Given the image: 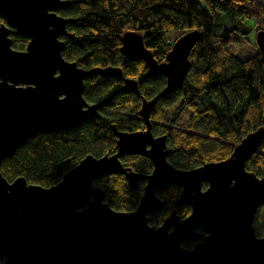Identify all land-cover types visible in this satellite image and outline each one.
<instances>
[{
  "label": "water",
  "instance_id": "95a60500",
  "mask_svg": "<svg viewBox=\"0 0 264 264\" xmlns=\"http://www.w3.org/2000/svg\"><path fill=\"white\" fill-rule=\"evenodd\" d=\"M68 4L0 0L5 21L0 24V168L36 135L73 129L99 117L104 103L90 105L83 97L87 77L119 78L122 92L138 93L137 81L125 79L120 68L84 70L62 58L61 38L72 37L66 26L73 21L57 12ZM13 34L28 41L24 51L14 49ZM200 37L199 31L182 34L158 63L140 34L122 35L119 54L142 61L166 85L151 99L141 98L138 115L145 121L144 132L114 129V154L84 157L49 188L24 177L10 183L0 172V264H264V237L253 227L264 205V176L246 170L264 139V127L243 137L228 159L192 170L169 165L165 139H153L150 133L151 112L160 98L183 86ZM255 44L264 62L263 30L256 33ZM129 155L149 158L152 174L124 168L120 157ZM120 175L129 190L141 179L147 182L130 212L111 209L104 190L94 187L103 177ZM168 185L181 189L174 207L187 205L191 213L180 220L173 210L161 225L151 226L149 215L163 208L158 194ZM189 242L194 245L184 248Z\"/></svg>",
  "mask_w": 264,
  "mask_h": 264
},
{
  "label": "trees",
  "instance_id": "16d2710c",
  "mask_svg": "<svg viewBox=\"0 0 264 264\" xmlns=\"http://www.w3.org/2000/svg\"><path fill=\"white\" fill-rule=\"evenodd\" d=\"M69 4L57 14L73 22L66 26L72 37H62L61 56L84 70L120 68L125 79L138 83V93L122 92L121 79L92 75L84 80L83 97L88 103L104 106L99 118L76 128L38 134L14 156L4 160L0 172L8 182L24 177L28 183L49 188L86 156L100 158L113 154L115 137L112 124L120 129L141 120V98L151 99L166 85L163 76L152 74L142 61L119 54L121 37L133 31L143 37L145 48L154 59L164 62L173 43L182 34L199 31L201 37L190 54L192 63L183 86L157 101L150 120L164 130L169 154L167 161L182 170H192L210 162L229 158L234 147L247 134L264 127V62L257 54L245 60L231 45L259 31L264 19L260 0H65ZM222 16V17H221ZM224 18L223 27L216 24ZM255 21L254 26H248ZM0 22H5L0 17ZM219 26V23H218ZM216 28V29H215ZM181 32L171 39V32ZM21 39H24L20 37ZM256 45V44H255ZM27 40L14 41L24 51ZM187 112L186 123L179 124ZM135 158V157H134ZM137 160L136 166L131 161ZM133 170L144 168L142 161L122 159ZM246 170L264 176V139L246 163ZM105 192V202L118 212L135 210L142 189L129 190L121 176L104 177L94 183ZM172 187L166 194L165 209L150 217L149 225L159 226L169 216L178 198ZM186 214V209L179 211ZM253 227L264 237V205L256 213ZM192 243L183 244L190 249Z\"/></svg>",
  "mask_w": 264,
  "mask_h": 264
},
{
  "label": "flooded vegetation",
  "instance_id": "af4514ba",
  "mask_svg": "<svg viewBox=\"0 0 264 264\" xmlns=\"http://www.w3.org/2000/svg\"><path fill=\"white\" fill-rule=\"evenodd\" d=\"M5 22H0V24H4ZM12 39H13V42L14 41H20V42H24L25 41V39H21L20 38V36H17V35H15V34H13L12 36ZM27 43H28V41H27ZM119 79V78H118ZM123 82V81H122ZM123 86H124V82H123ZM90 105H93L92 103H89ZM98 113H99V111H98ZM99 118V117H98ZM97 119V118H96ZM141 119V118H140ZM95 120V119H94ZM88 121H93V120H88ZM86 122V121H85ZM131 125H125V126H123L122 125V123H120V129L115 125V124H112V127H111V129H112V134H113V136L115 137V145H116V136H115V131L116 132H118V133H137V132H144L145 130H146V124H145V121L144 120H131V121H128ZM149 122H150V127H149V129H150V133H151V135H152V138L153 139H160V138H164L165 139V146H166V152H167V154H166V161H167V157H168V154H169V148H168V142H167V137H166V135L163 133V131L164 130H161L160 131V128L159 127H157V125H156V123L154 122V120H149ZM114 129H115V131H114ZM147 148V150H149V149H151V147L150 146H147L146 147ZM115 151L116 150H114V152H113V154L115 153ZM108 155H112V154H108ZM135 157V158H134ZM125 158H133V159H138V160H140V161H142V163H143V165H144V168L141 170L140 169V171H137V170H133L130 166H128V165H126V164H124L123 162H122V159H125ZM120 161H121V163H122V165H123V167L124 168H127V169H130L132 172H134V173H136V174H140V175H144V176H148V175H151L152 174V172H153V163H152V161L149 159V158H147V157H142V156H135V155H129V156H122V157H120ZM138 163V161L137 160H135V161H131V165L132 166H136V164ZM167 163L169 164V165H171L172 167H174L171 163H169L168 161H167ZM174 168H176V167H174ZM176 169H179V168H176ZM122 178H123V180H124V182H125V184L127 185V183H126V180H125V178H124V176L123 175H120ZM104 178V177H103ZM146 180H139V181H137V183H136V188H135V190L137 189V188H141L142 189V192H143V188L146 186ZM172 187H175L177 190H178V196H179V194H180V188H178L176 185H168V187H167V189H166V191H164V192H162V193H159L158 194V197H159V199L161 200V201H163L164 202V206H163V208L161 209V211H163L164 209H165V206H166V203H167V200H166V197H168V195L169 194H166L167 192H168V190L170 189V188H172ZM206 187H207V185L206 184H203V186H202V191H204L205 189H206ZM141 195H142V193H141ZM177 200V199H176ZM176 200H174L173 201V203H172V209L170 210V212H169V214L173 211V210H175L176 211V214L178 215V217L180 218V220H183L184 218H186L190 213H191V208L189 207V206H187V205H180V206H178V207H174V204H175V202H176ZM183 209H186V214L185 215H180L179 214V211H181V210H183ZM161 211H159V212H161ZM159 212H157V213H155V214H158ZM155 214H152V215H149V219H150V217L151 216H153V215H155ZM168 214V215H169ZM168 217V216H167ZM166 217V218H167ZM166 218H164L163 219V221L166 219ZM162 221V222H163ZM161 222V223H162ZM157 227V226H156ZM196 231L197 232H201V229L200 228H198V229H196ZM191 243V242H190ZM194 245V243H192V246ZM191 246V247H192Z\"/></svg>",
  "mask_w": 264,
  "mask_h": 264
},
{
  "label": "rangeland",
  "instance_id": "374dc122",
  "mask_svg": "<svg viewBox=\"0 0 264 264\" xmlns=\"http://www.w3.org/2000/svg\"><path fill=\"white\" fill-rule=\"evenodd\" d=\"M260 1L264 2V0H260ZM224 20H225L224 18L220 19L218 21L219 26H218V23H217L216 24V28L217 27H221L222 28L224 23H225ZM248 24H249L248 26H254L255 25V21H250ZM260 28H262V29H259V30H263L264 31V19L260 23ZM180 35H181L180 31L179 32H171L169 34V37L171 39H176ZM255 37H256V30L251 31V33H249L248 35L244 36V38H243L244 40H241L238 43L231 45L230 48L232 49V51L234 50V52H238V49L242 52L241 55H240V59L241 60H245V59H247L249 57H252L253 55L257 54V52H258V50L256 48V45H255ZM186 118H187V112H185L183 114L182 118L180 119V121L178 123L184 125L186 123V121H185Z\"/></svg>",
  "mask_w": 264,
  "mask_h": 264
}]
</instances>
